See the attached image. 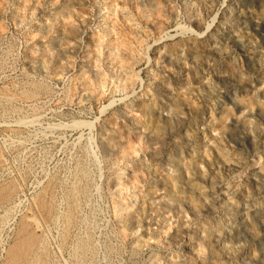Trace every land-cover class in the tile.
I'll use <instances>...</instances> for the list:
<instances>
[{
	"label": "rangeland",
	"instance_id": "obj_1",
	"mask_svg": "<svg viewBox=\"0 0 264 264\" xmlns=\"http://www.w3.org/2000/svg\"><path fill=\"white\" fill-rule=\"evenodd\" d=\"M24 227L29 264L264 261V0H0V264Z\"/></svg>",
	"mask_w": 264,
	"mask_h": 264
},
{
	"label": "bare ground",
	"instance_id": "obj_2",
	"mask_svg": "<svg viewBox=\"0 0 264 264\" xmlns=\"http://www.w3.org/2000/svg\"><path fill=\"white\" fill-rule=\"evenodd\" d=\"M177 111V110H175ZM79 186V185H78ZM3 190V189H2ZM1 190V191H2ZM15 192V191H14ZM7 193V192H6ZM78 200V199H77ZM49 209V208H48ZM68 216V215H67ZM69 217V216H68ZM58 219V218H57ZM68 221V220H67ZM71 221V220H70ZM75 222V221H74ZM25 236L22 237L17 243L11 248L9 254L8 264H29L31 262V256L35 251V247L38 245L40 239L33 233L27 231L24 227ZM42 240V239H41ZM78 240V239H77ZM44 243V242H43ZM191 244V243H189ZM82 245V244H81ZM84 247V246H83ZM33 251V252H32ZM263 251V248H260ZM93 253V252H92ZM43 255V254H42ZM44 256V255H43ZM86 257V256H85ZM42 259V258H41ZM44 260V259H43ZM76 260V259H75ZM38 261V260H37ZM260 261V260H259ZM44 262V261H43ZM33 263V261L31 262ZM260 264H264V261H260Z\"/></svg>",
	"mask_w": 264,
	"mask_h": 264
}]
</instances>
